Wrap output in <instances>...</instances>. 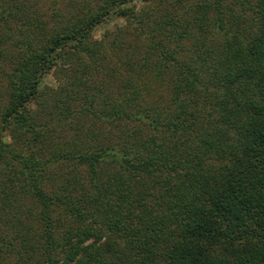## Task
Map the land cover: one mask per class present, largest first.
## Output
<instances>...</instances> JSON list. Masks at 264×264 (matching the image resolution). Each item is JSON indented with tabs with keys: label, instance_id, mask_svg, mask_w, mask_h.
<instances>
[{
	"label": "trees",
	"instance_id": "16d2710c",
	"mask_svg": "<svg viewBox=\"0 0 264 264\" xmlns=\"http://www.w3.org/2000/svg\"><path fill=\"white\" fill-rule=\"evenodd\" d=\"M0 68V264H264V0H0Z\"/></svg>",
	"mask_w": 264,
	"mask_h": 264
},
{
	"label": "rangeland",
	"instance_id": "374dc122",
	"mask_svg": "<svg viewBox=\"0 0 264 264\" xmlns=\"http://www.w3.org/2000/svg\"><path fill=\"white\" fill-rule=\"evenodd\" d=\"M121 23L123 22V20L121 18H117V17H111L109 20L103 21L102 23L98 24L95 28H94V35L95 37H100L102 32L104 31V29L106 27H111L113 26L115 23ZM0 71H3L2 68H0ZM49 78H47L46 82H52V76H48ZM4 80V76L3 74L0 73V83H2ZM1 88V87H0Z\"/></svg>",
	"mask_w": 264,
	"mask_h": 264
}]
</instances>
